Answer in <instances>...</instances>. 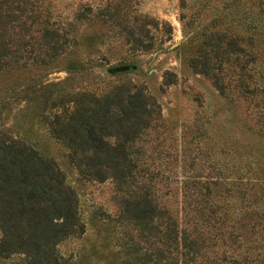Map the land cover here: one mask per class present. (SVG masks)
<instances>
[{
    "label": "trees",
    "instance_id": "trees-1",
    "mask_svg": "<svg viewBox=\"0 0 264 264\" xmlns=\"http://www.w3.org/2000/svg\"><path fill=\"white\" fill-rule=\"evenodd\" d=\"M179 2L183 18L188 0ZM49 3L0 0V264H81L94 253L77 260L58 252L85 224L64 171L27 137L35 124L65 148L80 177L116 184L118 211L101 212L103 264H264V183L238 200L241 211L217 195L231 189L219 175L193 179L195 193L185 179L160 189V170H150L140 145L149 129L166 127L157 100L127 79L100 93L67 83L87 61L108 62L115 39L129 53L150 49L160 22L128 0H84L67 18ZM189 15L190 24L203 19L183 43L190 66L225 94L221 69L231 61L234 89L264 133V0H199ZM161 25L171 33L168 20ZM59 70L64 78L49 77Z\"/></svg>",
    "mask_w": 264,
    "mask_h": 264
},
{
    "label": "rangeland",
    "instance_id": "rangeland-1",
    "mask_svg": "<svg viewBox=\"0 0 264 264\" xmlns=\"http://www.w3.org/2000/svg\"><path fill=\"white\" fill-rule=\"evenodd\" d=\"M48 1L55 17L67 18L84 0ZM128 4H135L137 13L160 22L157 30L152 29L153 46L129 53L128 44L120 47L121 41L115 39L108 62L87 61L81 72L70 73L67 83L86 86L98 93L121 79L143 85L159 103L166 126L149 129L140 140L150 170H160L154 176L158 187L162 189L168 178L179 182L185 179L188 192L195 193L196 189L190 186L193 179L219 175L230 182L231 189L228 194L219 189L217 195L233 202L229 210L241 211L238 200L251 198L264 183V133L257 130L255 122L259 120L252 103L234 89L236 76L233 79L234 66L230 60L229 65L225 63L221 69L230 87L225 94L188 62L192 50L183 43L188 33L198 29L203 21L194 18L191 24L188 22L189 13L196 11L199 0H188L187 15L183 18L179 0H128ZM165 19L172 26L171 33L162 29L161 21ZM119 55L125 58L118 59ZM65 76V70L49 75L53 79ZM8 120L13 121L11 116ZM27 135L41 152L53 156L77 193L85 231L60 241L58 252L80 260L93 250L94 253L87 256L89 261L81 264H103L100 253L105 243L102 237L105 226L101 212L114 215L118 211L119 192L115 182L80 177L75 165L66 157L65 148L49 137L44 127L35 124L33 133ZM260 192H264V187Z\"/></svg>",
    "mask_w": 264,
    "mask_h": 264
}]
</instances>
